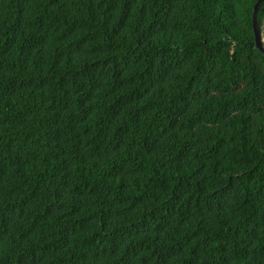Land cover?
<instances>
[{
  "label": "trees",
  "instance_id": "obj_1",
  "mask_svg": "<svg viewBox=\"0 0 264 264\" xmlns=\"http://www.w3.org/2000/svg\"><path fill=\"white\" fill-rule=\"evenodd\" d=\"M257 1L0 0V264H264Z\"/></svg>",
  "mask_w": 264,
  "mask_h": 264
},
{
  "label": "water",
  "instance_id": "obj_2",
  "mask_svg": "<svg viewBox=\"0 0 264 264\" xmlns=\"http://www.w3.org/2000/svg\"><path fill=\"white\" fill-rule=\"evenodd\" d=\"M263 2L264 0H258L257 3L253 7L252 25H253L255 46L264 55V43H263L262 35H261L258 22H257L258 9L261 3Z\"/></svg>",
  "mask_w": 264,
  "mask_h": 264
},
{
  "label": "built area",
  "instance_id": "obj_3",
  "mask_svg": "<svg viewBox=\"0 0 264 264\" xmlns=\"http://www.w3.org/2000/svg\"><path fill=\"white\" fill-rule=\"evenodd\" d=\"M262 39H264V35L262 36Z\"/></svg>",
  "mask_w": 264,
  "mask_h": 264
},
{
  "label": "rangeland",
  "instance_id": "obj_4",
  "mask_svg": "<svg viewBox=\"0 0 264 264\" xmlns=\"http://www.w3.org/2000/svg\"><path fill=\"white\" fill-rule=\"evenodd\" d=\"M263 35H264V34H263ZM263 35H262V36H263ZM262 40H263V43H264V39H262Z\"/></svg>",
  "mask_w": 264,
  "mask_h": 264
}]
</instances>
